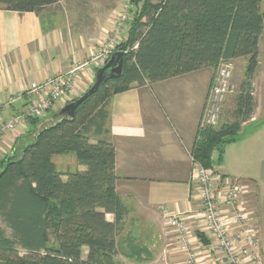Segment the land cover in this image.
Listing matches in <instances>:
<instances>
[{
  "label": "trees",
  "instance_id": "16d2710c",
  "mask_svg": "<svg viewBox=\"0 0 264 264\" xmlns=\"http://www.w3.org/2000/svg\"><path fill=\"white\" fill-rule=\"evenodd\" d=\"M60 1L0 0V8L39 14ZM260 2L129 0L127 37L114 48L123 52L122 75L102 81L72 117L36 132L40 120L31 118L32 129L0 158V220L5 226L0 228V264H115L127 208L115 189V148L102 137L108 133L109 100L133 86L244 57V80L231 120L197 129L190 149L205 168L212 167L214 150L221 158L256 108L250 80L258 66L264 21ZM54 114L48 119L60 117ZM68 152L81 170L56 168L53 156ZM142 253L139 249L136 256Z\"/></svg>",
  "mask_w": 264,
  "mask_h": 264
},
{
  "label": "crops",
  "instance_id": "0c3cea01",
  "mask_svg": "<svg viewBox=\"0 0 264 264\" xmlns=\"http://www.w3.org/2000/svg\"><path fill=\"white\" fill-rule=\"evenodd\" d=\"M67 19L45 13V9L36 14L0 8V125L6 118L23 114L27 105L23 92L31 83L89 60L97 50L95 40L107 35L99 22L86 28L90 25L82 17H74L72 24ZM97 68L100 66H83L67 98L57 103L45 119L81 96L94 82ZM210 70L204 67L133 86L108 102V133L102 137L115 148V189L127 208L124 228L117 237L120 252L115 264H207L218 256L214 239L204 230L200 203L192 190L194 163L190 154L213 77ZM21 93L24 95L18 98ZM31 120L25 118L15 133L0 134V158L10 153L15 139L32 129ZM57 157L52 160L59 171L83 168L64 154ZM211 158L214 171L243 181L247 190L244 200L253 213L252 224L257 227L264 253V219L253 179L229 175L225 167H215L213 154ZM168 212L185 218L189 251L179 249L178 233L165 224ZM106 217L113 220L112 214ZM139 249L141 258L136 256ZM86 250L83 248V256Z\"/></svg>",
  "mask_w": 264,
  "mask_h": 264
},
{
  "label": "built area",
  "instance_id": "2783aa9c",
  "mask_svg": "<svg viewBox=\"0 0 264 264\" xmlns=\"http://www.w3.org/2000/svg\"><path fill=\"white\" fill-rule=\"evenodd\" d=\"M130 5L127 3L116 16L115 37L109 38L83 63L74 64L69 70L48 79L31 83L23 93L27 94L23 114L6 118L0 125L2 132H16L25 118L43 120L47 114L71 91L77 72L85 65L103 66L118 44L121 29L129 20ZM233 82V65L223 61L216 67L209 87L207 100L198 122V129L215 128L221 123L222 108L228 97L236 95ZM18 94V98L23 96ZM2 147L0 146V151ZM193 160V158H192ZM193 192L200 203L204 230L214 239L218 256L207 264H264L259 246L258 230L253 226L252 211L247 208L245 186L237 179L223 176L211 167L205 168L193 160ZM164 222L175 229L181 241L179 249L189 251V229L185 218L171 212L165 213ZM192 255V254H191Z\"/></svg>",
  "mask_w": 264,
  "mask_h": 264
},
{
  "label": "rangeland",
  "instance_id": "374dc122",
  "mask_svg": "<svg viewBox=\"0 0 264 264\" xmlns=\"http://www.w3.org/2000/svg\"><path fill=\"white\" fill-rule=\"evenodd\" d=\"M126 3L130 5L129 0H63L61 3L46 8L45 13L60 14L65 19L68 17L69 19L67 20H69L70 24H72L74 17H82L83 22L90 25L86 26V28H92L99 22L100 27L102 26L105 29L107 35L106 33L99 35L101 38L95 40V42L98 40L96 43V48L98 49L109 38L115 37L116 16ZM260 10L264 11V0L260 2ZM128 16L130 18L131 13ZM129 20L125 22V25L121 29H117L116 31L120 34V37H117L118 43L124 41L127 37ZM77 24L80 25L79 23ZM258 48V66L254 76L250 80L251 90L256 103L253 113L255 116L240 124L236 135L237 139L224 146L221 158H219L216 150L213 151V157L216 168L219 169L222 166L226 168L225 171L229 172V175L253 179V184L257 189L259 209L264 219V21L259 36ZM229 62L233 65V82L236 85L237 94L244 80L246 58H235L229 60ZM215 70L216 68H211L212 75H214ZM234 97L235 95L228 97L224 103L221 122L231 120L230 112L234 107ZM57 156H53L54 161L59 158ZM64 156L70 157L71 160H75L76 164L79 165L72 152L64 153ZM74 167L70 169L74 170ZM3 227L5 226L0 220V228ZM5 231L9 232L8 229H5ZM262 255L264 256V253Z\"/></svg>",
  "mask_w": 264,
  "mask_h": 264
},
{
  "label": "water",
  "instance_id": "95a60500",
  "mask_svg": "<svg viewBox=\"0 0 264 264\" xmlns=\"http://www.w3.org/2000/svg\"><path fill=\"white\" fill-rule=\"evenodd\" d=\"M122 72L123 52L113 51L106 63L102 67L96 69L95 80L89 86V88L86 89L83 94H81V96H79L78 98H75L74 100H71L70 102L66 103L56 114H54V117H56V115L60 116L57 120H53V118L40 120L34 131H38L44 124L50 123V125H55L65 117H72L76 107L85 98L92 94L102 81L106 80L107 78H118L122 75Z\"/></svg>",
  "mask_w": 264,
  "mask_h": 264
},
{
  "label": "bare ground",
  "instance_id": "6f19581e",
  "mask_svg": "<svg viewBox=\"0 0 264 264\" xmlns=\"http://www.w3.org/2000/svg\"><path fill=\"white\" fill-rule=\"evenodd\" d=\"M24 95V94H23ZM33 119V118H32Z\"/></svg>",
  "mask_w": 264,
  "mask_h": 264
},
{
  "label": "flooded vegetation",
  "instance_id": "af4514ba",
  "mask_svg": "<svg viewBox=\"0 0 264 264\" xmlns=\"http://www.w3.org/2000/svg\"><path fill=\"white\" fill-rule=\"evenodd\" d=\"M107 72V71H106Z\"/></svg>",
  "mask_w": 264,
  "mask_h": 264
}]
</instances>
